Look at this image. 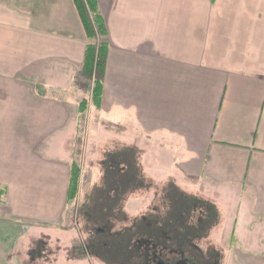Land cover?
Wrapping results in <instances>:
<instances>
[{"label": "crops", "instance_id": "obj_1", "mask_svg": "<svg viewBox=\"0 0 264 264\" xmlns=\"http://www.w3.org/2000/svg\"><path fill=\"white\" fill-rule=\"evenodd\" d=\"M92 1L108 44L96 104L73 0H0V264L83 262L61 228L85 102L145 177L217 208L204 241L221 264H264V0ZM45 238L62 254H33Z\"/></svg>", "mask_w": 264, "mask_h": 264}, {"label": "rangeland", "instance_id": "obj_2", "mask_svg": "<svg viewBox=\"0 0 264 264\" xmlns=\"http://www.w3.org/2000/svg\"><path fill=\"white\" fill-rule=\"evenodd\" d=\"M103 41H105L104 38L98 37L95 43L99 44ZM94 84L95 78L85 83V87L89 91V94L85 91L84 97H88V95L91 96ZM80 119L81 123L78 127L77 141L73 144L72 149L73 156L71 159H68L69 168L71 170L74 164L78 165L80 168L78 190L74 197L72 199L70 198V201H67L65 220L63 221L64 227L61 229H66L75 233L76 238L70 239L76 246L74 255L76 256L77 252L80 251V253L83 254V262H79V264H109L108 260L112 259V255H110L108 249L102 248L99 250L102 256L99 257L98 251L95 252L94 248L96 244L102 242V240L114 239L129 233V229L126 230L122 227V224L120 226V223L114 226V220L118 219L116 220L117 222L121 221V219L125 218L124 214H126L130 220L150 210H154L158 214L159 221L164 222V220L168 218L170 205L173 203L169 188L171 187L172 193L176 196H179L178 193L182 194L187 192L182 190L179 186L172 184L171 181L158 186L155 182L146 177V184L143 188L141 187L140 189L132 191V193L129 191L126 192V197L121 198L116 205L114 214L112 213L96 222H94L93 219L90 220L87 213L83 211V208H91L97 204L98 207L103 204L106 205L110 201L109 198L115 197L114 193H108L109 191L104 190V188L106 189V173L110 168L114 171L120 169V172L125 170V167L120 162L121 159L116 158L117 153L127 152L131 147L117 142H109L107 134L103 131L104 128L107 129V127H105L107 125L98 120L96 109H90L88 106L86 112H82ZM60 161L64 162L63 160ZM139 163L141 162L139 161ZM111 165L114 166L115 169L112 168ZM111 189H113V186ZM2 193L3 191L0 190V200L3 198ZM204 207L206 208V206ZM206 211L207 208L203 212ZM115 215L116 218H114ZM200 218L201 217L198 216L193 219L192 225L193 227L196 226L195 228H197V231H194L193 228L191 229V243L184 244L182 248L184 256H181L187 258L190 264H221L222 257L218 247L204 241L205 238L209 239L211 234L218 230L221 221L218 219L211 223L210 226H207L206 230L202 228L201 232H199L198 229L203 227L204 220L203 216L201 220ZM108 226L109 228H107ZM204 233L207 234L205 235ZM200 235H204V237L200 239ZM12 248L13 244L8 243L3 249L0 248V252H3L4 257L9 256ZM34 249L33 254L40 256L43 252L45 255L44 257L47 259L54 258L57 251L60 252V255L62 254L61 252H63L60 242L55 238H45L43 241H39V243L35 244ZM66 250L67 253L70 252L69 249ZM58 256L59 255L56 257ZM72 256V254H68L69 258Z\"/></svg>", "mask_w": 264, "mask_h": 264}, {"label": "trees", "instance_id": "obj_3", "mask_svg": "<svg viewBox=\"0 0 264 264\" xmlns=\"http://www.w3.org/2000/svg\"><path fill=\"white\" fill-rule=\"evenodd\" d=\"M73 2L81 18L88 40L83 72L88 80L95 78L92 93L93 101L96 104L101 97L108 44L106 41L96 44L95 41L98 37L106 38L107 29L96 4L92 0H73ZM87 106L88 104L85 102L82 112H86ZM116 158L121 159L120 162L125 167V170L121 169L122 171L120 172V169L114 171L110 168L105 177L106 189L104 188L105 191H109L108 193H114L115 197L109 198L110 201L106 205L103 204L98 207L97 204L91 208H83L89 219H93L94 222L112 213L114 214L116 205L121 198L126 197L127 191L132 193V191L143 188L146 184L147 178L139 163L141 159L138 150L130 148L127 152L117 153ZM111 167L114 168L112 165ZM79 178L80 168L74 164L68 189L69 201L78 190ZM112 186L113 189H111ZM169 191L171 192L173 203L170 205L168 218L164 222L159 221L158 214L154 210L130 220L124 214L125 218L119 222L116 221L118 219L114 220L113 225L116 226L120 223V226L122 224V227L126 230L129 229V233L125 236L102 240V242L97 243L94 251H98L99 257H102L99 251L102 248L108 249L110 255H112V259L108 260L109 264H169V262L175 261L177 257L184 256L182 248L184 244L191 243V229L193 228L194 231L197 229L195 228L196 226L193 227L192 225L193 219L200 216L201 220L202 216L204 217L203 227L198 229L201 232L202 228L206 230L207 226L218 220L219 212L214 205L200 197L189 193H178L179 196H176L172 193L171 187ZM204 206L207 208L206 212H203L206 209ZM114 218H116V215ZM97 231L102 232L103 230ZM200 236V239L204 237V235Z\"/></svg>", "mask_w": 264, "mask_h": 264}, {"label": "flooded vegetation", "instance_id": "obj_4", "mask_svg": "<svg viewBox=\"0 0 264 264\" xmlns=\"http://www.w3.org/2000/svg\"><path fill=\"white\" fill-rule=\"evenodd\" d=\"M162 264H164V263H162ZM169 264H190V261L185 257H177L175 259V261H171V262H169Z\"/></svg>", "mask_w": 264, "mask_h": 264}]
</instances>
